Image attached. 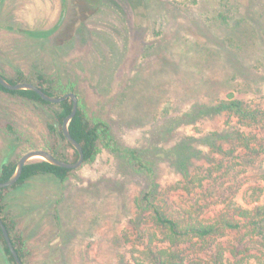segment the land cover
Here are the masks:
<instances>
[{
    "label": "rangeland",
    "instance_id": "obj_1",
    "mask_svg": "<svg viewBox=\"0 0 264 264\" xmlns=\"http://www.w3.org/2000/svg\"><path fill=\"white\" fill-rule=\"evenodd\" d=\"M256 6L264 0H0V73L28 80L41 73L54 86H73L88 120L103 122L114 141L99 142L64 181L37 175L4 192L24 264H150L148 245L168 248L159 242L163 230L136 211L149 179L126 149L152 168L156 201L168 212L206 222L223 215L237 225L184 245V264H264V219L255 215L264 206V23ZM216 44L256 77L234 78L223 53L209 55ZM228 94L260 110L258 127L228 113L183 123L196 104ZM54 109L0 91V168L28 151L52 154L53 146L68 159L71 150L49 129ZM229 130L249 137L259 155L231 140L213 149L201 143ZM183 140L192 155L188 177L167 153ZM0 264H9L1 244Z\"/></svg>",
    "mask_w": 264,
    "mask_h": 264
},
{
    "label": "trees",
    "instance_id": "obj_2",
    "mask_svg": "<svg viewBox=\"0 0 264 264\" xmlns=\"http://www.w3.org/2000/svg\"><path fill=\"white\" fill-rule=\"evenodd\" d=\"M255 4H252L249 8H253ZM259 6V5H258ZM237 15L244 18V14H241V11L237 9ZM252 13V12H251ZM256 13L258 14L259 21L264 23V6L257 7ZM251 17V16H250ZM264 31V27H262ZM220 45V44H219ZM216 44V46H219ZM264 48V40L262 41ZM217 49L214 52H211L209 55H217L223 53L225 56V62L228 63L224 67L228 68L232 72L234 78H239L240 81L243 79L246 82H249L255 74V68L247 67L235 61L231 55V51L226 47ZM225 51V52H224ZM260 67V66H259ZM2 75V73H0ZM9 83H31L39 87L42 91L51 96H62L66 93H74L73 86H68V88H61L54 86L53 83L45 79L44 75L41 73H36L34 79L28 80L17 72L16 79H9L2 75ZM256 77V76H255ZM0 91L10 94L20 96L28 101L39 103L44 106H51L55 109L52 113V124H49V129L54 133L58 138H60L66 145L67 148L71 150V155L68 159H62V157L54 150V146L49 148L52 151V154L55 158L59 160H64L69 163H73L77 160L76 150L66 141L65 137L62 134L61 126L64 118L70 113L72 102L70 99H65L58 104H52L42 100L35 92L30 90H18L10 91L6 90L0 85ZM53 91L57 93L54 94ZM76 95V94H75ZM77 97V95H76ZM78 100V97H77ZM223 113H228L233 115L236 118V121L239 125H253L256 124L258 127L259 117H261V112L258 108H251L247 104L239 99L234 98L233 94H228L226 99L220 100L214 104H196L193 108L188 110V112L183 114V123L185 124H194L200 119L210 118L213 116H218ZM173 122V121H172ZM68 131L70 136L80 144L83 152V162H89L93 159L99 142H103L107 147L114 144V141L111 139L108 127L103 122H94L88 120L85 112L77 103V111L74 117L68 123ZM169 131V130H168ZM213 138V140H211ZM217 140H231L242 147L243 150H247V153L251 156L259 155L260 151L256 148L249 147V137L243 134L241 131H231L207 135L201 140V143L208 146L209 148H218L215 141ZM188 142L189 140H183L182 142L174 145L167 153L173 157V165L177 171L188 177L190 175L191 167V154H188ZM124 153L130 158V163L134 166L137 171L143 172L148 175L149 186L144 194L135 200V208L139 214L146 213L153 221L154 224L160 227L164 232V237L159 241L160 243L167 242L168 248L166 250L157 251L156 248L149 246L145 250V254L150 264H184V258L181 257V249H184V245L195 244L206 242L209 239H215L219 233H225L227 229H235L237 225L234 224L229 217H223V215L218 216L217 220L214 222L203 221V218H200L198 215H193L192 213L186 211L185 214H181L185 218L177 217L178 212L175 210L167 211V206L158 204L156 201V184L153 181V170L150 166L144 163L142 157L135 150L126 149ZM231 155L234 153V149L230 151ZM22 156V155H21ZM21 156L13 161H8L1 165L0 168V182L8 180L15 172L17 162ZM72 170L54 166L42 159H33L28 161L22 168L21 176L18 181L11 187L0 189V219L2 220L10 238V241L18 254L21 262L23 263L24 258V247L22 238L20 236L12 235V222L8 220L4 214V204H3V194L5 191L14 189L18 186L23 185L26 181L35 177L37 175L49 174L53 176L58 181H64L68 174ZM264 178V171H263ZM214 181H211L212 185ZM223 185V184H222ZM231 186V183L229 184ZM196 210V209H193ZM256 216H260L261 219H264V206L256 209ZM253 230L256 231L258 223L253 222ZM0 244L2 245L3 252L7 257L9 264H15L10 252L5 244L1 230H0ZM215 263V261H214ZM24 264V263H23Z\"/></svg>",
    "mask_w": 264,
    "mask_h": 264
},
{
    "label": "water",
    "instance_id": "obj_3",
    "mask_svg": "<svg viewBox=\"0 0 264 264\" xmlns=\"http://www.w3.org/2000/svg\"><path fill=\"white\" fill-rule=\"evenodd\" d=\"M0 85L6 90L10 91H18V90H30L35 92L42 100L52 104H58L65 99H70L72 102L70 113L64 118L61 126L62 134L65 137L66 141L76 150L77 152V160L73 163L66 162L64 160H59L55 158L52 154L45 150H33L24 153L18 160L16 170L14 174L6 181L0 182V189L7 188L13 186L21 176L23 166L30 160L39 158L42 159L54 166L65 168L68 170H74L81 166L84 161L83 152L79 143H77L69 134L68 131V123L74 117L77 111V97L73 93H66L62 96H51L42 91L39 87L31 84V83H17L11 84L9 83L1 74H0ZM0 230L5 241V244L10 252V255L15 264H23L16 253L10 238L8 236V232L0 219Z\"/></svg>",
    "mask_w": 264,
    "mask_h": 264
}]
</instances>
